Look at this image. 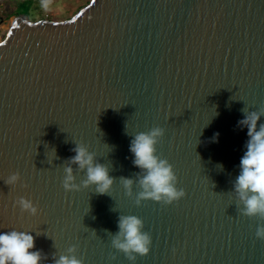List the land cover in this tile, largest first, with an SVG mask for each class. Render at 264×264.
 <instances>
[{"label": "water", "instance_id": "1", "mask_svg": "<svg viewBox=\"0 0 264 264\" xmlns=\"http://www.w3.org/2000/svg\"><path fill=\"white\" fill-rule=\"evenodd\" d=\"M243 108H264V0H88L63 19L17 13L0 39V232H30L42 264L72 245L84 264H133L108 232L120 214L137 215L152 243L134 264H264V219L241 215L231 192L248 140ZM154 126L185 196L137 206L138 185L129 197L119 178L140 171L130 142ZM81 142L116 178L109 194L63 188ZM21 196L37 215L21 212Z\"/></svg>", "mask_w": 264, "mask_h": 264}, {"label": "clouds", "instance_id": "2", "mask_svg": "<svg viewBox=\"0 0 264 264\" xmlns=\"http://www.w3.org/2000/svg\"><path fill=\"white\" fill-rule=\"evenodd\" d=\"M44 6L47 7L46 0ZM241 111L244 118L238 120L237 126L247 128L248 140L245 144L246 151L240 159V172L233 182L231 192L235 195L237 210L241 215L264 219V123L258 124L261 117H264V108L252 111L243 108ZM164 134L163 127L154 126L146 132L136 133L130 142L129 149L134 156L132 163L140 171L134 177L121 176L119 180L129 197L133 196V185H138L140 190L134 198L137 206L145 200L172 204L185 196V190L177 187L178 178L173 165L157 154L156 146ZM218 137L219 133H214L212 140L218 141ZM71 151L75 155L66 160L62 179L65 191H78L81 186H94L98 194H109L116 178L109 175L108 166L100 163L96 153L89 151L83 142L76 143ZM73 165L86 174V178L80 183H76ZM20 181L18 171L4 180L10 186ZM15 204L21 212H28L33 216L39 212L38 205L24 196L18 197ZM108 233L111 235V246L123 252L133 264L137 255L145 256L150 251L151 235L144 230V221L137 215L120 214L118 231ZM255 236L264 240V224L257 226ZM34 248L35 238L28 231L12 229L0 232V264H42L47 256L40 250L33 251ZM76 252L77 245H72L67 248V254H61L58 258L53 253V264H84ZM111 258L115 259V256Z\"/></svg>", "mask_w": 264, "mask_h": 264}, {"label": "rangeland", "instance_id": "3", "mask_svg": "<svg viewBox=\"0 0 264 264\" xmlns=\"http://www.w3.org/2000/svg\"><path fill=\"white\" fill-rule=\"evenodd\" d=\"M1 0L0 17V39L3 37L11 19L10 14L15 9L19 13H26L31 18L63 19L73 14L76 9L84 5L87 0Z\"/></svg>", "mask_w": 264, "mask_h": 264}, {"label": "crops", "instance_id": "4", "mask_svg": "<svg viewBox=\"0 0 264 264\" xmlns=\"http://www.w3.org/2000/svg\"><path fill=\"white\" fill-rule=\"evenodd\" d=\"M18 9H14L12 12H11V14H10V17L12 18L14 15H16V11H17ZM4 18L3 17H0V22L3 20ZM31 19H36V18H31Z\"/></svg>", "mask_w": 264, "mask_h": 264}, {"label": "trees", "instance_id": "5", "mask_svg": "<svg viewBox=\"0 0 264 264\" xmlns=\"http://www.w3.org/2000/svg\"><path fill=\"white\" fill-rule=\"evenodd\" d=\"M88 1V0H87ZM77 10V9H76ZM19 13V10L16 11V14Z\"/></svg>", "mask_w": 264, "mask_h": 264}, {"label": "built area", "instance_id": "6", "mask_svg": "<svg viewBox=\"0 0 264 264\" xmlns=\"http://www.w3.org/2000/svg\"><path fill=\"white\" fill-rule=\"evenodd\" d=\"M1 1V0H0Z\"/></svg>", "mask_w": 264, "mask_h": 264}]
</instances>
